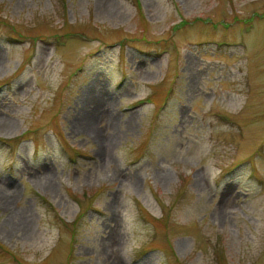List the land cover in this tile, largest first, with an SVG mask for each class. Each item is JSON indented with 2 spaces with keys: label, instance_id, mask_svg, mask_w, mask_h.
<instances>
[{
  "label": "rangeland",
  "instance_id": "374dc122",
  "mask_svg": "<svg viewBox=\"0 0 264 264\" xmlns=\"http://www.w3.org/2000/svg\"><path fill=\"white\" fill-rule=\"evenodd\" d=\"M0 264H264V0H0Z\"/></svg>",
  "mask_w": 264,
  "mask_h": 264
},
{
  "label": "bare ground",
  "instance_id": "6f19581e",
  "mask_svg": "<svg viewBox=\"0 0 264 264\" xmlns=\"http://www.w3.org/2000/svg\"><path fill=\"white\" fill-rule=\"evenodd\" d=\"M92 92L93 91H88L86 97L83 98V101H82L83 109L80 110V112L83 111V113L78 115V118L76 119V125L81 126V127H87L94 134H96L95 136H98V134L94 128L96 126H93L96 115L90 113V111L86 108L88 102L93 101L95 98L99 97V96H96L95 94H93Z\"/></svg>",
  "mask_w": 264,
  "mask_h": 264
}]
</instances>
